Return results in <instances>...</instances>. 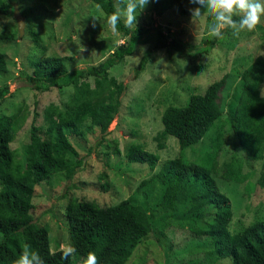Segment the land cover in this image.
<instances>
[{"label": "rangeland", "instance_id": "obj_1", "mask_svg": "<svg viewBox=\"0 0 264 264\" xmlns=\"http://www.w3.org/2000/svg\"><path fill=\"white\" fill-rule=\"evenodd\" d=\"M0 3L13 6L5 12L0 10V35L13 36L11 40H0V50L6 53L8 67L6 74H0V88L8 85L7 94L0 98V115L25 110V121L10 145L25 167L24 149L35 115V125H43L45 108L55 104L65 109L73 93L70 86L36 92L19 80L22 72L32 74L30 58L43 52L45 56L69 57L66 62L69 70L83 68L102 61L124 41L111 30L100 8L90 0H0ZM16 5L24 20V33L20 37L13 17ZM193 7L198 5L188 0H150L140 14L137 11L136 26L149 30L160 27L168 39L176 37L186 44L188 51L182 54L164 49L154 52L145 70L133 79L132 70L147 48L138 46L132 56L109 71L126 85V91L119 113L103 139L100 140L98 128L85 137L70 138L67 162L83 161L72 180H67L63 172L39 184H32L29 172L23 178L34 189L31 222L47 229L51 251L69 246L65 207L70 199L93 201L102 207L129 199L148 209L153 231L126 264H231L230 259H217L211 254L209 236L198 235V229L213 219L215 208L209 206L197 217L186 214L188 204L178 211L163 209L159 202L166 185H158L153 178L163 162L181 157L177 140L163 133L162 112L170 105L187 103L192 94L203 93L208 85L224 76L219 125L224 126L226 145L219 163L238 158L242 161V173L249 176L244 183L216 178L220 191L231 203L233 216L229 230L236 233L264 219V159L253 162L245 158L227 121L243 89L242 72L257 56H264V23L255 32H242L238 38L229 29L225 32L226 38L220 40L208 35L211 17L193 19L189 12ZM33 35L40 37L39 48L34 47ZM217 125L200 143L184 151L187 160L202 162L207 157ZM132 145L158 156L153 170L146 164L128 162L125 153ZM143 181L149 182L139 188ZM104 183L108 184L107 190L100 187Z\"/></svg>", "mask_w": 264, "mask_h": 264}, {"label": "trees", "instance_id": "obj_2", "mask_svg": "<svg viewBox=\"0 0 264 264\" xmlns=\"http://www.w3.org/2000/svg\"><path fill=\"white\" fill-rule=\"evenodd\" d=\"M102 11L105 20L116 10L115 0H90ZM10 4L0 3V10L12 9ZM116 31L122 40L105 59L95 65L68 69L69 57L45 56L41 52L31 57L32 74L20 73L18 79L36 92H49L72 87L73 93L66 108L50 104L43 112L44 124H31L25 146V167L17 160L10 145L21 129L25 110L15 114L0 115V264H14L23 245L28 244L44 258L45 264H82L88 253L94 252L100 264H126L141 242L153 231L148 209L133 204L129 199L114 206H99L93 201L70 199L65 207L69 245L76 253L65 261L62 250L51 251L47 229L31 222L30 213L33 187L24 181L27 172L32 184H39L60 172L72 180L83 161L69 164L67 151L71 137H85L98 128L103 135L119 113L121 98L126 85L109 71L126 57L132 56L138 46L146 45L137 66L132 70L133 79L141 74L152 55L158 50L187 52L188 46L176 37L168 39L160 27L153 30L143 26L126 28L121 19ZM13 36L0 35V40ZM40 37L33 35L34 47L41 46ZM44 51L45 48L41 47ZM35 54V53H34ZM6 53L0 50V74H6ZM243 89L238 104L228 118L229 129L236 136L246 159L257 162L264 159V56H257L242 72ZM226 76L208 85L201 94H192L181 106L170 105L161 114L165 136L178 142L181 157L165 161L153 177L158 185L165 184V192L159 206L178 211L188 204L186 214L197 217L209 206L216 212L212 220L198 229V235L210 237L211 254L217 259H230L231 264H264V219L257 220L242 230L232 233L229 225L232 209L229 198L220 191L217 176L226 181L244 183L249 179L242 173V161L233 158L219 163L226 145V132L219 125L222 117L221 92ZM8 92V85L0 88V98ZM217 125L216 135L207 157L202 162H190L184 151L200 143ZM125 157L130 163L148 165L153 170L158 156L138 145L130 146ZM149 181H143L139 188ZM102 190L108 184L100 185ZM139 190V189H138Z\"/></svg>", "mask_w": 264, "mask_h": 264}, {"label": "clouds", "instance_id": "obj_3", "mask_svg": "<svg viewBox=\"0 0 264 264\" xmlns=\"http://www.w3.org/2000/svg\"><path fill=\"white\" fill-rule=\"evenodd\" d=\"M189 9L194 18L211 17L208 35L217 39H225V32L231 30L234 37L242 32H255L264 23V0H188ZM150 0H116V10L108 17L107 24L112 31H118L121 19L126 28H136L139 14L149 5ZM264 97V93H261ZM76 248L69 245L62 250V259L67 261L76 253ZM14 264H45L39 252L30 245L24 244L20 256ZM83 264H100L94 252L88 253Z\"/></svg>", "mask_w": 264, "mask_h": 264}, {"label": "water", "instance_id": "obj_4", "mask_svg": "<svg viewBox=\"0 0 264 264\" xmlns=\"http://www.w3.org/2000/svg\"><path fill=\"white\" fill-rule=\"evenodd\" d=\"M13 17L17 23L18 26V33H19V37L23 35L24 33V20L22 15L20 14L19 10H18V6H14V12H13Z\"/></svg>", "mask_w": 264, "mask_h": 264}]
</instances>
